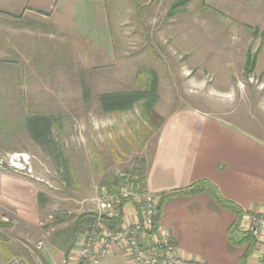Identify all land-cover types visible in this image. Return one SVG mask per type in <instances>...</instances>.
Segmentation results:
<instances>
[{"label":"crops","instance_id":"crops-1","mask_svg":"<svg viewBox=\"0 0 264 264\" xmlns=\"http://www.w3.org/2000/svg\"><path fill=\"white\" fill-rule=\"evenodd\" d=\"M201 4L212 12L214 22L209 36V61L227 65L233 62L244 69L247 54L251 53L254 70H264V0H205ZM88 7L95 11V20L105 17L102 0H0V119L9 113L27 119L40 112L67 110L72 100H83L77 90L83 81L95 86L98 95L130 91L126 87L136 84L135 71L130 74L131 69L124 73L116 68L111 75L100 73L95 78L87 73L91 66L85 65L88 57L83 53L97 54L93 60H102L105 51L112 48L108 27L101 25L93 30L83 25ZM220 22L224 30L231 28L230 40L221 42ZM123 87L127 90H118ZM160 117L163 121L149 137L141 164L132 168L143 177L142 190L161 197L207 181L243 213L238 226L233 227L236 215L217 205L209 194L175 195L158 210L159 233L167 234L178 252L194 264H242L249 246L242 221L251 214L264 215V140L196 108L176 109ZM4 122L0 120V124ZM21 126V142L37 146L27 127ZM5 135L0 132L1 148ZM27 145L10 148L24 149ZM44 185L53 188L49 180L44 182L39 177H0V197L10 202L21 219L43 226L42 209L50 208L48 201L42 207L38 204L39 193L49 198ZM66 188L65 184L60 187L62 197L67 195ZM103 189L106 190L100 187L95 196L81 200L83 213L97 215L95 198ZM129 204L124 205L122 217L135 220L137 208ZM64 205L63 201L57 204L56 215L64 213ZM54 214H50L52 226L44 225L46 235L37 243L40 261L77 264L76 249L84 242L89 226H83L65 253L59 242L51 240L53 233L66 225ZM9 258L0 253V264ZM98 264L128 263L123 249L113 246ZM246 264H260L255 245Z\"/></svg>","mask_w":264,"mask_h":264},{"label":"rangeland","instance_id":"rangeland-1","mask_svg":"<svg viewBox=\"0 0 264 264\" xmlns=\"http://www.w3.org/2000/svg\"><path fill=\"white\" fill-rule=\"evenodd\" d=\"M173 1L102 0L106 15L97 20L95 11L88 7L83 25L88 24L93 30L101 25L108 27L112 48L105 51L102 60H93L97 54L83 53L88 57L85 65L91 66L87 73L95 78L100 73L111 75L116 68L124 73L131 69L130 74L135 71V83L142 84L146 71L154 70L159 96L155 110L159 116L176 109L196 108L228 120L264 140V70L255 69L245 78L244 69L237 68L231 61L229 65L211 63L208 47L214 23L212 12L202 6L200 0H190L182 9L183 13L180 10L169 15ZM218 28L222 32L221 42L230 40L231 28L224 30L222 22ZM224 65L228 68H223ZM219 66L222 68H217ZM86 82L77 89L82 101L78 97L67 104L70 106L67 110L40 112L35 116L49 118L52 137L58 148L64 146L69 158L74 181L65 185L66 197L59 194L64 184L51 158L35 144L28 146L21 142L24 134L21 125L26 127L32 116L24 119L9 113L7 118L0 119L6 121L0 124V132H6L2 137L4 147H0V177H39L52 184L53 188L43 186L48 191L47 205L50 206L42 209L43 224L51 221L48 217L51 213L58 215L59 220H68L81 213V200L95 196L100 187L107 189V178L131 175L132 168L141 164L147 141L155 132L141 117L138 108L113 115L102 114L98 91ZM138 83L126 88L138 89ZM83 87L88 89L87 99ZM154 123L157 124V120ZM24 145L28 147L10 148ZM11 152H26L32 158L31 175L13 171L6 165L5 157ZM60 201L65 202L64 213L56 215L54 209ZM0 221L11 224L10 228L0 226V253L10 255L5 264L14 260L17 264H44L37 252V243L46 235L43 224L24 221L10 202L1 197Z\"/></svg>","mask_w":264,"mask_h":264},{"label":"built area","instance_id":"built-area-1","mask_svg":"<svg viewBox=\"0 0 264 264\" xmlns=\"http://www.w3.org/2000/svg\"><path fill=\"white\" fill-rule=\"evenodd\" d=\"M5 162L13 171L32 173V158L26 152L8 153ZM122 199H130L136 204L138 216L135 220L122 217L119 226L111 228L104 218L115 215L116 206ZM159 202L160 197L143 191L129 174L115 192L103 189L95 198L97 216L84 242L76 249L77 264H98L113 246L123 249L128 264H194L178 252L167 234L154 229ZM242 222L245 233L254 239L260 264H264V215L251 214ZM17 262L14 260L10 264Z\"/></svg>","mask_w":264,"mask_h":264},{"label":"trees","instance_id":"trees-1","mask_svg":"<svg viewBox=\"0 0 264 264\" xmlns=\"http://www.w3.org/2000/svg\"><path fill=\"white\" fill-rule=\"evenodd\" d=\"M189 1L190 0L174 1L169 8L168 14H175L179 10L183 9L189 3ZM204 1L205 0H200V2ZM253 70L254 55L248 53L243 70L245 78H248L249 75L253 72ZM146 72L147 76L145 77L144 82L142 84H139L137 82L139 84L138 89L130 91L106 92L99 94L98 101L100 110L106 114H112L132 111L135 108H138L140 111V115L145 120V122L149 124V126L153 130H156L163 121V118H161L155 110V106L159 99L157 92L158 78L154 70H148ZM83 94L84 97L86 96L87 99L89 93L88 89L85 87H83ZM154 120H157V124H153ZM26 127L29 137H31V139L37 144V146L43 153H45L51 158L54 168L56 169V171H58L60 175L61 181H63L65 185L72 183L74 179L72 177L73 172L69 164V158L62 147H57L56 141H54L52 137L51 122L49 118L31 117L27 120ZM127 175L128 174H122L120 176H116L114 179L107 178V184L105 183V186L107 187L106 190L109 192H115L118 186L121 183L125 182ZM130 176L134 178L135 184L141 185L143 183V177L141 174L137 173V169L131 170ZM202 192L209 194L217 203V205H219L221 208L233 212L236 215V220L233 224V227L238 226L242 218V210L233 202L223 198L219 194L217 189L210 182L207 181H199L185 189L174 191L167 195L161 196L158 210L160 209L161 204L172 196L193 195ZM47 201L48 198L45 194H38L39 206H44ZM129 202H132L134 206H136V204L130 199H122L116 206L115 215L110 218L105 217L104 222L111 228H117L122 220L123 207ZM49 216L53 218L52 215ZM96 216L97 215L95 213L91 212H81L79 214L72 215L70 219L64 221L66 225L63 230L61 229L53 233L51 240L53 242H59L60 248H62V250L67 253L71 249V244L73 243L74 238L80 233V231L83 229V226H89L90 228ZM53 221L54 220L50 221L49 223H44L43 225H46V227L49 225L48 227H50L52 226ZM157 222L158 214L154 220V229H157ZM0 226L10 228L11 224L8 222L4 223L0 221ZM245 239L248 240L249 246L241 259L242 264H246V258L255 245L254 239L250 235L246 234Z\"/></svg>","mask_w":264,"mask_h":264}]
</instances>
